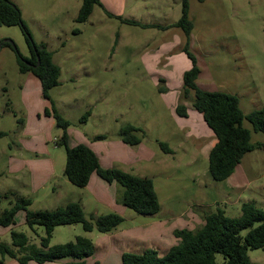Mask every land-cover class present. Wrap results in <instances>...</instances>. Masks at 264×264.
<instances>
[{
  "label": "rangeland",
  "instance_id": "obj_1",
  "mask_svg": "<svg viewBox=\"0 0 264 264\" xmlns=\"http://www.w3.org/2000/svg\"><path fill=\"white\" fill-rule=\"evenodd\" d=\"M11 1L21 9L35 42L45 44L61 68L62 85L50 95L58 112L71 124L69 146L80 145L86 139L99 149L104 164L117 169L128 166L133 168L132 174L148 176L155 184L161 204V212L155 217L126 208V215L119 214L124 222L110 233L97 229L87 233L81 224L58 226L51 246L75 242L77 237L85 236L96 249L88 264H122L124 253L142 254L140 249L162 248V243L172 246L179 242L175 233L171 236L160 226L152 227V221H167L168 226L179 229L192 228L185 227L187 218L200 216L202 209L206 214L221 209L228 217L238 218L246 202H254L264 211V149L245 155L243 165L248 183L242 181L235 190L229 181L217 182L211 177L209 155L204 158L205 152L195 155L197 163L193 165L196 149L175 134L178 129L189 127L193 140L202 139L198 144L209 141L204 129L214 135L194 108L189 119L180 118L175 112L182 73L191 63L183 52L184 32L176 27L168 30L161 27L179 21L183 0H102L103 7L96 6L84 24L76 22L82 0H69V14L60 20L52 15L58 0ZM189 6L195 26L192 51L201 69L200 87L236 95L245 115L263 108L264 0H189ZM106 10L122 19H142L154 27L124 24L109 17ZM76 29L81 34L75 35ZM177 36L183 38V43L178 44ZM166 40L173 47L174 59L167 63L170 69L160 66L161 59L154 57L155 53L144 55L157 50ZM10 41L20 54L31 57L21 27L0 26V129L9 133L0 138V216L19 200L11 191L30 198L32 211H54L74 200L85 202L88 219L95 208L103 215L110 214L111 210L98 205L91 192L73 186L64 176L66 150L56 144L63 130L57 127L52 116L46 117L44 107L38 111L47 102L42 96L40 81L31 76L35 84L30 87L23 84L25 74L19 71L17 52L2 45ZM162 76L170 80L168 93L160 92L167 85L165 80L160 83ZM22 90L24 98L29 99L27 103L21 99ZM88 112L91 115L83 119ZM20 118L24 126L16 132ZM126 124L146 131L143 144L152 152V158L155 157L153 163L136 160V151L141 146L122 141L119 131ZM244 126L252 132L253 143L264 141V134L255 133L247 120ZM100 136L105 138L96 139ZM160 142L168 143L175 156L164 153ZM32 160L37 164L31 163ZM48 160H52V168H42ZM26 163L29 164L25 166ZM12 231L27 235L30 246L37 249H41V238L46 236L44 227L36 226L32 230L26 222L25 211H19L15 225L0 226V243L8 245L19 257L33 254L34 249L23 251L14 247ZM249 256L254 264H264V248L249 251ZM216 257L218 263L224 262L221 254ZM1 259L0 254V264ZM69 262L63 259L45 264ZM3 264L21 263L6 258Z\"/></svg>",
  "mask_w": 264,
  "mask_h": 264
},
{
  "label": "trees",
  "instance_id": "obj_2",
  "mask_svg": "<svg viewBox=\"0 0 264 264\" xmlns=\"http://www.w3.org/2000/svg\"><path fill=\"white\" fill-rule=\"evenodd\" d=\"M204 2L206 0H198ZM96 6L103 7L101 0H82L76 22L86 23ZM111 18H117L127 25L142 28L154 27L143 25L129 19L116 17L106 11ZM0 26H20L26 36L31 57H24L10 43H3L17 52V63L22 74L32 73L42 86L43 98L51 103V108L45 109L46 116H52L58 128L63 130V136L56 141L57 146L66 150V164L64 176L74 186L85 188L93 173L106 182H116L124 189L123 204L137 214L154 216L161 210L158 194L152 179L140 177L121 169H105L100 165L97 155L86 145L69 146L68 129L70 122L56 109L50 92L61 85V68L55 64L53 52L45 44H37L27 24L22 17L21 9L11 0H0ZM179 28L185 34L183 52L191 62V68L183 75V88L176 114L181 118L189 117L186 103L190 102L194 109L202 114L209 129L213 132L216 143L209 153V173L217 182L226 181L235 172L244 156L257 149H264V141L253 143L252 132L244 126L247 120L255 133L264 134V107L245 115L240 107V100L236 95L225 92H211L199 88L197 82L201 74L198 59L191 49V34L195 28L190 18L189 0L182 1V16L177 23L162 29ZM76 29L74 34H80ZM39 63V64H38ZM160 79V83H164ZM160 92H167L161 88ZM91 115L88 112L83 119ZM24 126L19 119V132ZM9 133L0 131V138ZM119 136L130 146L140 145L146 137V132L131 124L124 125ZM100 136L96 139H104ZM160 148L166 154L172 153L168 143L160 142ZM30 198H22L0 216V226L15 225V217L21 210L26 212L28 226L35 230L36 226L45 228L46 236L41 238V249L33 248L29 244L27 235L12 231L13 246L34 249L33 254L19 257L8 245L0 243L1 264L6 258L17 260L21 264L35 261L38 264L56 262L63 259L72 260L68 264H87L88 259L95 254V246L91 239L85 236L76 238L75 242L51 246V238L56 227L64 225H83L87 233L97 229L101 233H110L117 229L124 218L116 213L87 218L81 204L71 202L63 208L54 211H32ZM241 216L228 217L224 210L219 209L212 214H206L204 225L196 230L175 231L178 243L172 246L168 253L160 256L154 249H147L142 254L124 253L122 264H254L249 251L264 248V211L253 202L244 203ZM224 257L223 263L217 262V255Z\"/></svg>",
  "mask_w": 264,
  "mask_h": 264
},
{
  "label": "crops",
  "instance_id": "obj_3",
  "mask_svg": "<svg viewBox=\"0 0 264 264\" xmlns=\"http://www.w3.org/2000/svg\"><path fill=\"white\" fill-rule=\"evenodd\" d=\"M56 2H57V5H56V7L54 9H52V15H54V17L57 20H60V18L62 16H64L65 14H69L68 11L70 10L69 9L70 1L69 0H65V1L64 0H58ZM80 8H81V6H78V12H79ZM107 12L108 13H111L112 15H114L112 12H109V11H107ZM129 20L136 21V22H138L140 24H143V25H149L146 22H143L142 19L134 18V19H129ZM133 26H135V25H133ZM177 38H178V36H177ZM192 39H193V32L191 34V49H192ZM168 41L169 40H166L163 43V45L160 46L157 50H155V51H153L151 53L145 52V54H144V55H147V56H149V54H150V56H152L153 53H155L154 57L159 56V58L161 59L160 66H165L166 65L165 66V69H170V66L167 63H169V61H171V60L174 59L173 58L174 55L172 54L173 53L172 52L173 51V47H171L172 43L171 42H168ZM179 43H183V38L182 37L178 38V44ZM162 61H164L165 64H162ZM190 68H191V66L188 68V70ZM188 70H186V71H188ZM186 71L184 70L182 74L184 75V73ZM31 76H34V75H27V74L24 75V77H23L24 78L23 79V84H25V86L26 85H29V87H30V86H32V85L35 84V81H34V79ZM200 76H201V74H200ZM200 76H199V79H200ZM163 77H165V76H162L161 79H164L166 81V84H167L166 85V88H167L168 92H170L171 91V88L169 87L170 80L167 77H165V78H163ZM199 79H198V81H199ZM40 84H41V82H40ZM197 84H198L199 88H201L200 85H199V82H197ZM182 88H183V83L181 84L180 88H178L180 90V92H181ZM201 89H203V88H201ZM23 90L21 91V99H23L24 103H27V101H29V99L24 98ZM41 90H42V86H41ZM203 90H205V89H203ZM206 91H208V90H206ZM180 92L176 93V96L178 98L177 101H176V107L178 105V100H179V94H180ZM42 96H43V94H42ZM46 101L48 103H50L48 100H46ZM47 102H44V104L41 105V107L38 109V111H40V109H42L43 107H44L43 109L49 108V104ZM50 105H51V103H50ZM186 106H187L188 111H189V117H187L186 119H189L190 116H191V114H192L191 109L194 108V107L192 105H189V104H186ZM175 112H176V109H175ZM46 117L49 118V119H51V116H46ZM202 118H203V116H202ZM17 119H18V117H17ZM17 122H18V120H17ZM134 126H136V125H134ZM136 127H138V126H136ZM138 128H140V127H138ZM203 129H204V127H203ZM178 130H179V132L178 133H175V134L179 138H182L183 141H185L187 143L188 142H191L192 147L194 149H196V150H194V154H193L192 161H191V163L193 165L197 163V160L194 158L195 155H196V157H198V155L199 156H200V154L203 155V153L205 152L203 156H204V158L207 157V155H209L211 149L213 148V146L216 143L215 136L212 135L209 131H206V129H204V130H205V133H207V138L209 139V141H208V143L205 142V141H202V144H198L202 139L193 140V135H192V129L191 128L185 127V128H180ZM0 131L7 133V131L2 130V129H0ZM81 144L88 146L97 155V157L99 159V162H100V165L103 168H105V169H112L113 168L112 166H109L107 164H104L103 159L101 157V154L99 153V149L95 148V145L94 144H90L89 142H87L86 139L83 140L81 142ZM140 146H141L140 147V151H136V154H135L136 157H137L136 160L141 159L144 162L153 163L154 160H155V157L152 158V152L149 150V148L147 149V147L144 146L143 142L140 144ZM171 150H172V153H170L169 155H172L174 157L175 154H176V152L172 148H171ZM145 151L148 152V155L150 153V156H148ZM248 154H250V153H248ZM102 155L104 156L103 153H102ZM15 159H18V158L15 157ZM243 159H242L241 163L237 166V168L235 169V172L231 175V177H229L226 180V181H229L231 183L232 189H235V190H236V188H239L240 183H242V181H245V182L248 183V180H247L248 179L247 169L244 168ZM17 161H19V160H17ZM20 162L23 163V161H20ZM31 163L37 164V161L32 160ZM191 163H189V165ZM28 164L29 163H26L25 166H27ZM46 166H49V168L51 169L52 166H53L52 160H48L45 164L44 163L42 164V168H44ZM35 169H33V170H35ZM121 169H123L124 171L129 172V173H131L130 171L133 170V168H130L128 166H124ZM167 169H169V168L167 167ZM140 177H147V178H149L148 176H140ZM82 189L88 190L89 192H91L93 194V196H94L97 204L100 205V206H104V207L109 208L111 210V213L113 212V213H117V214H120V215H126V213L128 212V211H126L128 208L123 204V193H124V189L118 183H116V182H112V183L106 182L103 179H101L97 174L93 173L91 175V178H90V181H89L88 185L85 188H82ZM156 192L158 194V191L157 190H156ZM11 193H14V195H17V197L19 199L28 198V197L21 196L18 192L11 191ZM71 202H76V201L70 200V201L67 202V204H69ZM77 203L81 204L83 210H85V212H86V204H85V202L84 201H82V202L81 201H78ZM199 207H203V206H199ZM203 208H205V207H203ZM160 212H161V210H160ZM201 212H202V214H201ZM201 212H199L200 213L199 214L200 216H198V215L195 214V215H192L191 217L187 218V220H186V226L185 227H192V228H181V229H179V228H176V226H168L167 225V221H165V222H163V221L157 222L158 220L152 221L150 223V225H152V227H154V226H160L161 228H164V230H167L171 236L174 235L175 231H180V230L193 231V229H196V228H197L196 230H198V229H200L204 225V222H205L204 217L206 215V211L204 209H202ZM158 214H156V215H158ZM92 215L101 216L103 214L100 213L99 208H95ZM156 215H154L152 217H155ZM159 223H162V224H159ZM135 242H137V241H135ZM176 244H177V242H176ZM176 244H171V245L174 246ZM161 246H162V248H160V246H158L157 248L156 247L153 248L155 250H158L160 256H163L166 253H168L169 249L172 247V246H170V244H167L166 245V244H163V243L161 244ZM146 250L147 249H145V250H141L140 249V251H142L140 253H143ZM70 261H72V260H70ZM87 264H88V262H87Z\"/></svg>",
  "mask_w": 264,
  "mask_h": 264
},
{
  "label": "water",
  "instance_id": "obj_4",
  "mask_svg": "<svg viewBox=\"0 0 264 264\" xmlns=\"http://www.w3.org/2000/svg\"><path fill=\"white\" fill-rule=\"evenodd\" d=\"M8 43H10L14 48H16V45L13 43V42H8ZM39 64V63H38Z\"/></svg>",
  "mask_w": 264,
  "mask_h": 264
},
{
  "label": "built area",
  "instance_id": "obj_5",
  "mask_svg": "<svg viewBox=\"0 0 264 264\" xmlns=\"http://www.w3.org/2000/svg\"><path fill=\"white\" fill-rule=\"evenodd\" d=\"M155 250V249H154ZM158 251V250H157Z\"/></svg>",
  "mask_w": 264,
  "mask_h": 264
}]
</instances>
